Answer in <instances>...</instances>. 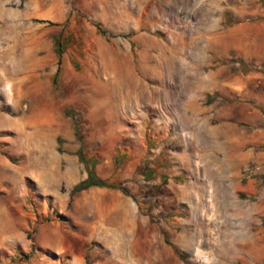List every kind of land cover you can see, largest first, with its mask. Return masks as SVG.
<instances>
[{
    "label": "rangeland",
    "instance_id": "rangeland-1",
    "mask_svg": "<svg viewBox=\"0 0 264 264\" xmlns=\"http://www.w3.org/2000/svg\"><path fill=\"white\" fill-rule=\"evenodd\" d=\"M262 3L0 0V264H264V146L217 147L248 129L221 89L261 71ZM74 121L112 188L69 195L85 170L51 151L79 147Z\"/></svg>",
    "mask_w": 264,
    "mask_h": 264
},
{
    "label": "crops",
    "instance_id": "crops-1",
    "mask_svg": "<svg viewBox=\"0 0 264 264\" xmlns=\"http://www.w3.org/2000/svg\"><path fill=\"white\" fill-rule=\"evenodd\" d=\"M262 6L264 7V0ZM260 38L254 41L252 47L253 52H250L249 48L246 49L245 56L249 57L250 52L254 54L253 57L257 59L259 64L264 65V39H262L261 36ZM234 79H236L237 85L231 80L227 82L223 81L222 83V93H225L231 97V99H233V95H237V100L241 102L238 105L240 107L238 112L232 114L228 110V115L236 117L237 120L235 123L245 124L249 130L238 132V135H236V130H234L230 124H227L225 128L226 131H224L220 137L221 143L217 147L221 148L225 156L231 157L242 164L248 157V153L243 151L244 148L249 146H264V74L261 71L257 73H245L244 75L240 74ZM251 88L254 90L252 95L250 93ZM234 105L235 103L231 104V107H234ZM253 106H255V108H253ZM77 149L78 148L65 149L61 152H59L57 148L53 149L51 151L53 164L57 167L61 165L69 171L73 169L78 172V165L81 164L78 162L77 156L75 155ZM37 161L40 162V158H38ZM82 179L83 177L78 178L76 181L78 182ZM77 182L71 184L69 188ZM53 187L57 188L58 185H53Z\"/></svg>",
    "mask_w": 264,
    "mask_h": 264
},
{
    "label": "trees",
    "instance_id": "trees-1",
    "mask_svg": "<svg viewBox=\"0 0 264 264\" xmlns=\"http://www.w3.org/2000/svg\"><path fill=\"white\" fill-rule=\"evenodd\" d=\"M96 32L100 35V36H105L107 35V32L97 23L93 24ZM64 41L61 39L60 35L57 36H52L51 37V52L54 55V57L56 58V69L54 74L52 75L50 82L51 85L53 86V89L56 88L57 85V78H58V74H59V70H60V64H61V58L63 55V50H64ZM261 72L264 74V65H261ZM62 115L64 117H73L74 115H76V113L71 110V109H67L62 111ZM76 118V117H75ZM77 120V119H75ZM77 122L74 121L73 124V133L74 136L76 137L77 141L79 142V147L75 153V155L77 156L78 162L83 166L84 170H85V178L78 181L77 183H75L70 191H69V195L72 196L76 193H80L83 192L89 188H112V184L107 180V179H102L99 178L94 171V165L93 164H89L88 161L84 160V158L82 157L81 154V149H82V144H81V137L79 135V131L77 128ZM153 171L145 166L144 169V177H148L150 174H152ZM59 218L61 219V217H58L57 219L59 220ZM177 257L181 258L182 254H180L179 252H176Z\"/></svg>",
    "mask_w": 264,
    "mask_h": 264
},
{
    "label": "built area",
    "instance_id": "built-area-1",
    "mask_svg": "<svg viewBox=\"0 0 264 264\" xmlns=\"http://www.w3.org/2000/svg\"><path fill=\"white\" fill-rule=\"evenodd\" d=\"M244 171H245V173H247V175L251 173V170H249V169H246ZM262 176L264 177V172L262 173Z\"/></svg>",
    "mask_w": 264,
    "mask_h": 264
},
{
    "label": "bare ground",
    "instance_id": "bare-ground-1",
    "mask_svg": "<svg viewBox=\"0 0 264 264\" xmlns=\"http://www.w3.org/2000/svg\"><path fill=\"white\" fill-rule=\"evenodd\" d=\"M210 234V233H209Z\"/></svg>",
    "mask_w": 264,
    "mask_h": 264
}]
</instances>
